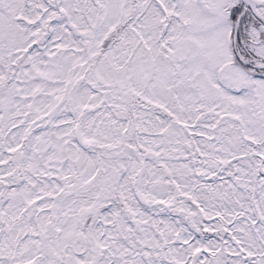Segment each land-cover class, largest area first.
<instances>
[{
	"label": "snow or ice",
	"instance_id": "1",
	"mask_svg": "<svg viewBox=\"0 0 264 264\" xmlns=\"http://www.w3.org/2000/svg\"><path fill=\"white\" fill-rule=\"evenodd\" d=\"M0 264H264V0H0Z\"/></svg>",
	"mask_w": 264,
	"mask_h": 264
}]
</instances>
